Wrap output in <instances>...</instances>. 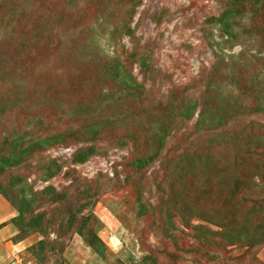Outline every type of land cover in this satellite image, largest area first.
Listing matches in <instances>:
<instances>
[{
  "label": "rangeland",
  "instance_id": "1",
  "mask_svg": "<svg viewBox=\"0 0 264 264\" xmlns=\"http://www.w3.org/2000/svg\"><path fill=\"white\" fill-rule=\"evenodd\" d=\"M221 1L0 0V91L23 102L16 118L2 119L0 134L30 124L37 137L65 135L35 157L54 160L50 170L58 166L57 173H37L30 160L20 166L23 178L13 186L15 204L0 194V264H264V243L231 245L216 225L226 219L239 240H255L264 231L256 228L264 226V205L253 209L242 193L231 196L229 180L236 154L253 157L244 161L250 168L264 153L258 145L264 140V114L252 112L260 89L253 77L264 75L262 61L235 70L237 89L230 76L215 74L225 90H234L241 107L236 125L223 130L219 161L206 169V181L173 171L184 153L199 149L198 143L191 145L196 115L185 124L177 119L184 89L201 95V86L193 83L216 54L235 55L244 47L247 58L264 54L254 41L224 42L211 19L221 12ZM127 28L132 36L125 35ZM133 51L145 55L147 69L131 57ZM118 61L139 90L133 99L103 102L99 111L100 102L117 89L106 69L122 71ZM9 119L13 128L7 132ZM161 124L166 144L146 167L135 168L137 156L156 152L153 136ZM93 126L99 128L96 135ZM90 145L95 146L91 157L72 161L79 148ZM1 181L8 187L6 178ZM45 188L66 195L50 203L38 200L20 214V194L31 189L40 198ZM37 213L49 226L44 233L27 232V221ZM91 226L104 243L102 254L77 230Z\"/></svg>",
  "mask_w": 264,
  "mask_h": 264
},
{
  "label": "trees",
  "instance_id": "2",
  "mask_svg": "<svg viewBox=\"0 0 264 264\" xmlns=\"http://www.w3.org/2000/svg\"><path fill=\"white\" fill-rule=\"evenodd\" d=\"M221 3L223 4L221 12L217 16H213L211 19L217 25L220 35L222 34L225 36L224 42H240L245 46L248 42L254 41L259 44L258 46L263 47L262 49H264V0H222ZM124 33L125 35L132 36V31L129 28H127ZM218 44L219 43L217 42V45ZM257 51L264 52V50L259 49ZM246 54L247 51L245 47L235 55L231 54L223 56L216 54V60L210 69L206 72L202 71L197 80L193 83L194 86H201V95H194L193 90L191 92L187 91L186 94V90L184 89V92L180 96L182 98L181 100L184 101L183 107L180 112L176 113V115L178 116L177 119H179V123L181 122L184 124L189 122L192 117L196 115V119L191 128L193 132L191 145L198 143L199 149L190 154L184 153L183 158L177 160L179 162L173 170L175 174L182 177L192 176L196 183H204L206 181V169L211 166L210 163H216L219 161L215 160L218 159V152L224 143L222 139L223 134H225L226 131L223 132V130L226 127L230 128L231 125H236L234 122H236V119L239 117L237 116L238 113L236 110L239 109L237 106L241 107V103H238L237 96L232 95L234 90H225L223 84L221 86L222 80L215 78V74H220L224 76V78L230 76L232 80L235 81L234 85L236 86L238 80L235 79V70L237 68L239 69L242 66L247 67L246 65L248 61H262L264 66V54L262 56L250 55V58H247ZM130 55L134 59H137L140 67L145 69L148 68V62L145 60V55L137 53L136 51H133ZM115 64L116 66L118 65L122 71L115 69L113 72L114 68L111 67V65L107 66L106 71L116 84L117 89L111 91V94L100 102L101 106L99 111L104 108L102 105L103 102L110 103L112 101H119L123 98L133 99L134 95H136L139 90L138 82L127 69H124L123 64L119 61ZM253 78L256 80L257 84H259L260 89L259 92L256 93V101L252 108V112L254 115H261L264 114V75L260 73ZM252 87H254V84ZM237 88L238 87L236 86V89ZM16 93L19 94L18 91ZM209 97H213V99L211 98V106L207 99ZM7 98L9 99L6 100ZM0 99L1 101H4L0 102V122L3 118H16L17 111L21 110L20 107L23 106V102L17 100V97L14 94H9L5 91H0ZM22 99L24 100V98ZM5 101L7 105L5 104ZM95 113L96 110L93 114ZM110 116H112V119L114 118L112 121L116 120V122H121L122 120H119V118H123L118 117V119H116L117 117H113V115ZM97 118L105 117L98 116ZM174 119L175 118L170 117L169 122L174 124L176 121ZM7 121L9 122L7 123V132H9L13 128V120L10 121L9 119ZM106 124L107 122L103 121L102 125ZM252 124L253 122L249 121L244 127L249 129V127H252ZM31 128L30 124H26V128H19L15 133L13 132L4 137L0 134V137L3 138L1 141L2 143L0 142V178H6L8 182V187L0 184V194L13 204L16 202L12 193L14 190L13 186L18 184L21 181L20 179L23 178V176H20V166L27 164L30 160H34V168L37 170V173L47 171V174L52 176L58 171V166L55 170H50L53 163H55L54 160H37L35 157L39 152L45 150V147L55 143H62L65 139L64 133H52L37 137V135L30 132ZM93 128L95 129L93 133L96 135L99 132V128L94 126ZM167 137L168 132L166 127L164 124H161L157 129L155 136H153L155 144L153 147H156V152H149L137 156L133 160V166L135 168L146 167L155 157H157V155H159L160 151L166 144ZM201 138H204V141L200 142ZM206 141L208 146L205 144ZM253 143L254 141L252 140L250 143H246V146L251 148ZM258 145H262L260 148L264 151V140L263 142L259 141ZM94 151L95 146L93 145H90L87 148H79L73 154L72 161L75 163H82L91 157ZM258 155L259 158L255 160V163L250 162V168H244V161H252L253 157L244 154V156L248 157L244 159L236 154L231 160V162H233V170L231 172V178H229L230 195L233 197L235 196L237 199V196L242 193V200L250 202L249 207H253V209L255 206L264 205V195L259 193L264 184V153H258ZM181 168H184L185 170H182ZM1 179L0 183L2 182ZM246 189L249 190L246 191ZM83 191H87V189L84 188L82 191H76L75 195H79L83 193ZM22 192H24L23 189ZM41 193H43V196L40 198H36L35 192L31 189L28 193L24 192L23 194H20L18 201L21 202L22 207H19V213L22 214L27 210V207L34 203H39L38 200L42 203H50L58 200L59 197L62 199L66 195L65 193L62 195L58 194L55 191L50 190V188H45ZM38 205L39 204H37V206ZM82 208H84V205L79 208V211ZM70 218V220H74V215L71 214ZM212 221L214 220H211V222ZM216 225H218L222 231H225L223 237H226L231 245H237L239 241L244 243L253 241L252 245L264 243L263 230L260 235L257 234L253 236L255 237V240L252 238H249L248 240H239L240 238L231 232V226L228 225L226 219H218ZM48 226L49 221H46L43 218L42 213H37L31 216L25 225L27 232L36 231L39 233H44L45 228ZM197 226L199 227L200 225ZM256 228L260 231L262 228L264 229V226L258 224L256 225ZM77 230L94 250L102 254L101 250L104 247V243L96 235L95 231L92 230V226L85 228L84 231L80 230V228Z\"/></svg>",
  "mask_w": 264,
  "mask_h": 264
}]
</instances>
